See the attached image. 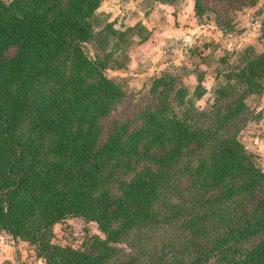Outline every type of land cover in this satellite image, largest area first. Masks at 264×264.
Returning <instances> with one entry per match:
<instances>
[{"label": "trees", "instance_id": "trees-1", "mask_svg": "<svg viewBox=\"0 0 264 264\" xmlns=\"http://www.w3.org/2000/svg\"><path fill=\"white\" fill-rule=\"evenodd\" d=\"M259 3L195 0V14L225 37L240 30L236 12ZM103 6L0 0V230L47 264H264V167L241 139L261 117H250L249 99L264 95V51L251 44L206 68L157 73L145 102L116 118L132 92L107 71L127 69L152 30L101 25ZM69 217L104 237L57 242L54 227Z\"/></svg>", "mask_w": 264, "mask_h": 264}, {"label": "rangeland", "instance_id": "rangeland-1", "mask_svg": "<svg viewBox=\"0 0 264 264\" xmlns=\"http://www.w3.org/2000/svg\"><path fill=\"white\" fill-rule=\"evenodd\" d=\"M111 4H105L103 7V17L100 20V24L103 25L106 20H117V25L130 24L137 19L132 12L133 9L129 7L131 5V0H108ZM121 3V6H113L112 4ZM188 5V2L180 3L175 6V11H178L181 7L184 9ZM107 6V7H106ZM150 5L143 6L146 10ZM105 8V9H104ZM259 8V9H258ZM251 7H244L242 10L236 12V29H240L232 35L222 37L220 33L204 22L205 26L197 25L198 23H191L189 12L186 10V18L184 23V28L182 32H178L176 35L172 32V35H166L167 31L164 26L159 25L163 20L159 19L154 24H149L153 33L152 38L154 42L157 39L158 43L154 46L156 51H154V56L151 53L150 47H145L147 41L144 43H136L131 49L130 54L131 60L129 66L125 70H108L107 73L112 77L123 78L126 81L128 90L132 94L124 103H122L116 110V118H123L130 116L133 113L135 106L145 102L143 96L144 90L143 85L151 77L160 73L164 70H169L171 72L185 74L188 70H180L182 66H188L189 69H193L195 64L199 65V68H206V61H215L222 54L227 52H238L242 50L245 46L253 44L257 52L264 51V39L261 38V25L260 22L263 17L259 13L264 11V0H260L259 7L256 10ZM108 10V11H107ZM132 13V14H131ZM251 15L252 21H248L245 14ZM106 19V20H105ZM174 26L173 28H180L183 24L182 21H174L172 19ZM164 25V24H163ZM187 28V29H186ZM192 30L196 33L192 34ZM205 30V31H204ZM149 41V40H148ZM210 42L209 48L203 49L200 43ZM199 43V44H198ZM146 44V45H145ZM152 44V43H151ZM143 45V49L148 52L147 57H144V50H139ZM191 46V47H190ZM193 46V47H192ZM197 48V49H194ZM97 45L95 42H91L87 45V50L95 55ZM194 49V52L192 51ZM151 50V51H150ZM205 54H212L214 57L212 59L204 58L208 55H201V51ZM204 62V63H203ZM205 65V66H204ZM211 65L208 67L206 72H209L208 77L205 79L208 87L212 89L215 82V78L212 74V70L215 67ZM145 73V74H144ZM195 80L194 77H190ZM203 97L199 104L201 107H206L209 98L212 95V91ZM135 95V96H134ZM250 105L254 108L253 114L250 117H255L256 111L261 113V117L258 120H251L248 122L247 127L241 133V139L247 146V148L254 152L257 161L261 166L264 167V98H251L249 99ZM55 240L65 245H71L73 247H82L84 241L89 239L93 235H99L104 237V233L99 228L98 224L94 221H88L82 217H69L66 220L59 222L54 227Z\"/></svg>", "mask_w": 264, "mask_h": 264}, {"label": "crops", "instance_id": "crops-1", "mask_svg": "<svg viewBox=\"0 0 264 264\" xmlns=\"http://www.w3.org/2000/svg\"><path fill=\"white\" fill-rule=\"evenodd\" d=\"M188 2V5L186 8H180L178 11H175V6L177 4H170V3H165L159 0H131V7L133 9V14L137 16V19L130 23V24H135L138 21H142L150 30H152L149 27V24H155L159 19L163 20L162 23H158L161 26H164L165 30L167 31L166 35H172L171 33L174 32L175 35L180 31H183L184 23H185V18L186 16V10L189 12L190 16V22L195 23L197 22V25L205 26L203 23L198 21V18L195 14V0H185L183 3L185 4ZM105 4H111L108 0H104V5ZM113 6H121V3H116L115 2L112 4ZM150 5L149 8L146 10L143 9V6ZM181 5V3H180ZM104 7V6H103ZM107 7V6H106ZM256 7H251L256 11ZM105 9V8H104ZM108 11V10H107ZM131 13V14H132ZM247 17V20L250 22L252 21L251 15L245 14ZM174 19L175 23L176 21H182L183 24L180 28L174 29V23L172 22ZM164 24V25H163ZM209 26V25H208ZM214 29L215 26H212ZM187 29V28H186ZM219 33L220 31L216 29ZM205 31V30H204ZM196 31L192 30V34H195ZM153 34V33H152ZM147 39L148 45H143L139 50H144L143 47H150L153 45V49L151 48V53L154 56V51L155 45L158 43L157 39L155 38L156 42H154V38H152V35ZM222 36V34L220 33ZM223 37V36H222ZM149 40V41H148ZM145 41V42H146ZM142 43V42H141ZM144 43V42H143ZM152 43V44H151ZM152 47V46H151ZM146 52V51H145ZM148 52L144 53V57H147ZM132 56V54H131ZM145 74V73H144ZM205 85L207 86L208 89H210L205 82ZM264 98V95L262 96V100ZM0 264H47L42 258L37 256L35 247L28 241L16 238L11 234L10 232L6 230H0Z\"/></svg>", "mask_w": 264, "mask_h": 264}]
</instances>
